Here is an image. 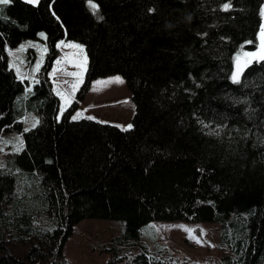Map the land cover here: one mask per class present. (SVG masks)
Segmentation results:
<instances>
[{"label":"trees","instance_id":"1","mask_svg":"<svg viewBox=\"0 0 264 264\" xmlns=\"http://www.w3.org/2000/svg\"><path fill=\"white\" fill-rule=\"evenodd\" d=\"M263 10L264 0L1 6L0 133L20 132L29 112L39 124L0 168V264H20L7 253L27 242L23 263L65 264L62 246L84 219L123 223L105 248L107 264H167L139 236L152 222L173 221L219 224L222 264H264V62L232 81L240 53L258 50ZM40 32L45 62L24 97L6 47ZM60 41L87 55L77 100L93 80L123 77L135 110L128 129L71 120L77 103L57 119L48 74Z\"/></svg>","mask_w":264,"mask_h":264},{"label":"rangeland","instance_id":"2","mask_svg":"<svg viewBox=\"0 0 264 264\" xmlns=\"http://www.w3.org/2000/svg\"><path fill=\"white\" fill-rule=\"evenodd\" d=\"M6 5L0 3V7ZM261 36L260 31L258 50L253 52L256 56L250 57L248 55L250 53L242 52L237 59H244L248 62L247 66L255 61L264 43ZM56 49L59 53L58 58L53 62L48 77L53 93L59 100L57 119L59 120L73 103H77L71 120L78 121L91 117L90 120L96 122L111 124L121 130L128 129L135 110L130 101L131 93L123 77L113 75L93 80L79 101L77 96L84 87L88 63L85 50L78 44L65 41L58 42ZM46 52V36L43 32L23 40L15 48L6 47L7 66L24 85V97L29 96L33 87L39 83ZM38 124L37 114L29 112L25 113L22 119L20 132L0 133V168L6 167V162L22 151L23 133ZM123 230L124 225L120 221L98 219L80 221L73 227L72 234L62 246L61 255L65 264H107L109 253L105 248L114 238L120 237ZM220 238L221 228L216 223L152 222L141 230L139 242L149 251L160 253L167 264H222L224 263L222 258L227 251L220 247ZM32 246V243L27 242L21 248L12 251V255L5 252L10 255V259L25 264L22 259ZM139 250V247H135L133 251L138 253ZM2 256L1 251L0 257Z\"/></svg>","mask_w":264,"mask_h":264},{"label":"snow or ice","instance_id":"3","mask_svg":"<svg viewBox=\"0 0 264 264\" xmlns=\"http://www.w3.org/2000/svg\"><path fill=\"white\" fill-rule=\"evenodd\" d=\"M28 2H35V0H28ZM0 3H2V4H8V3H10V0H0ZM91 7H92L93 12H94V14H95V12H96V5L92 4ZM224 8H225V10H227L228 5H225ZM261 38H262V42H264V32H262V36H261ZM76 47H78V46H76ZM248 55H249L250 57H251V56H256L255 53H250V54H248ZM258 59H259V60H264V46H262V48H261V52H260V55H259ZM247 63H248V62L245 63V66H247ZM242 72H243V69H242V68L240 67V65L238 64V65H237V71H236V73H234V75H233V82H234V83H240V82H241V81H240V77H241V75H242ZM117 79H118V78H117ZM74 119H75V117H74ZM89 119H92V118L89 117Z\"/></svg>","mask_w":264,"mask_h":264},{"label":"water","instance_id":"4","mask_svg":"<svg viewBox=\"0 0 264 264\" xmlns=\"http://www.w3.org/2000/svg\"><path fill=\"white\" fill-rule=\"evenodd\" d=\"M21 1L24 2V3H26V4H28V5H33V6H35V5L39 2V0H35V2H28V0H21ZM260 31H261V32H264V18L261 19ZM262 46H264V43H263ZM262 46H261L260 49H259L258 57H259V55H260V52H261V48H262ZM256 62L260 63V62H264V60H259V59L257 58V59H256ZM245 63H246V61H245L244 59H242V58H239V59H237V60L234 62V66H233V74H232V81H233V75H234V73H236V71H237V65L239 64L240 67L243 69V72H244L245 69H246V67H247V66H245ZM243 72H242V74H243ZM241 76H242V75H241ZM240 78H241V77H240Z\"/></svg>","mask_w":264,"mask_h":264}]
</instances>
